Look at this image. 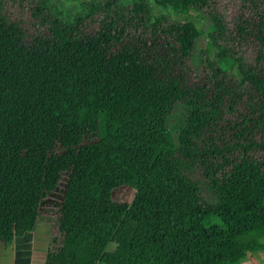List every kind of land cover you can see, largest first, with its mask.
<instances>
[{
  "label": "trees",
  "instance_id": "obj_1",
  "mask_svg": "<svg viewBox=\"0 0 264 264\" xmlns=\"http://www.w3.org/2000/svg\"><path fill=\"white\" fill-rule=\"evenodd\" d=\"M69 1L66 13L40 2L46 33L31 37L0 0V250L35 231L65 174L44 264L264 257V0ZM192 10H212L207 40L226 68L197 56ZM169 14L159 32L214 94L167 76L129 37L132 22ZM119 187L131 203L112 199Z\"/></svg>",
  "mask_w": 264,
  "mask_h": 264
},
{
  "label": "rangeland",
  "instance_id": "obj_2",
  "mask_svg": "<svg viewBox=\"0 0 264 264\" xmlns=\"http://www.w3.org/2000/svg\"><path fill=\"white\" fill-rule=\"evenodd\" d=\"M43 1L44 0H24L22 2L21 0H8V3L5 4L6 6L4 9V13L10 18L20 21L22 28L27 32V34H29V36L35 37L36 33L45 34L46 25L41 24L39 16L36 18L33 17V13L39 15L37 12V7L38 4ZM78 1L84 2L89 0ZM105 1L106 0H100V2L103 3ZM52 3L56 6V13L58 10L62 13H66L68 10H71L73 6V3H71L69 0H52ZM219 6H223V3ZM77 10L79 9L77 8ZM211 11H209L208 13L200 14L197 11L192 10L189 12H185L183 16L195 19L201 31V36L197 40L196 46L198 53L197 56L204 58L212 66H218L224 69L226 68L227 62H222L218 58L220 50L209 44V41L207 40L206 31L208 30L209 14L211 13ZM43 12L45 13L46 11ZM159 12L160 9L156 8L155 13L158 14ZM107 14L109 18L111 16L113 17L112 11H109ZM131 15L133 16L134 13H131ZM169 15H171L172 17L166 16L167 19L162 20V24H158L156 26H152L148 22L146 27H144L141 23H139V26L135 29V26L137 25L132 22L131 25L134 27L129 32V37L133 39L134 42L140 41L141 43H143V45H141L140 47L142 48L145 58L149 62H153L154 64L159 66L160 71L165 73L167 76H176L182 78L184 79L186 85L190 87H195L196 85L201 87H210L212 94H214L215 87L210 84L209 76H207V74H203L199 70H196L194 62H191V64L187 61L181 63L182 61L180 57L176 53H173L172 49L175 45L170 39V36L168 34H162L159 32L161 27L167 26L169 20L171 18L173 19V14ZM139 16H137L136 19H138ZM94 18L97 17L94 16ZM99 18L100 20L102 19L101 17ZM88 23L89 26L95 28H97V26L99 25V22L93 23L90 20H88ZM133 29L135 30L133 31ZM235 92V90L232 91V95H234ZM235 95L239 96L238 92ZM224 100L227 105L231 106L233 104V99L231 97L227 96L226 98H224ZM241 107L242 102H239L237 103L236 107L232 108L241 109ZM179 116L180 112H177V115L174 116V119L172 118L169 123L170 127H173V124L178 121ZM228 116L230 119H233L231 118L232 113ZM222 117H226V114H224V112L222 113ZM66 183L67 176L64 174L61 177L58 189L51 195L52 200H48L47 202H45V207L42 206L41 208V213L39 215L40 220L32 236L34 239L33 243H36V245H38L37 241L43 240V245L39 247L40 253L34 254V259L36 260V262H32V264H44V254L47 249L46 243L49 246V244L52 242V239L56 236V226L59 215L58 213L60 210V203L62 200V191ZM134 195L135 191L133 189L119 187L118 189L112 192V199L119 202L131 203L134 198ZM42 212H45V214H43ZM111 248H113L112 244L108 246L109 250ZM19 251L20 248L16 249L14 248V245H2L0 250V258L4 260L5 264H14V260L18 255ZM22 251L33 252L32 245H30L29 249L27 247H24ZM32 257L33 255H31L30 260ZM254 264H264V257L258 256V260L254 261Z\"/></svg>",
  "mask_w": 264,
  "mask_h": 264
},
{
  "label": "crops",
  "instance_id": "obj_3",
  "mask_svg": "<svg viewBox=\"0 0 264 264\" xmlns=\"http://www.w3.org/2000/svg\"><path fill=\"white\" fill-rule=\"evenodd\" d=\"M48 200H52V196L51 195L48 197V199L46 200V202ZM44 205H45V203H44ZM44 205H43V207H45ZM42 213L45 214V212H42ZM39 220H40V217L38 219V222H39ZM32 234L33 233L28 234V235H26L23 238L17 239L13 244H11V246L14 245V248H16V249L17 248H20V251H19L18 255L16 256V258L14 260V264H32V262H36V260L34 259V254L35 253L36 254L40 253L39 252V247L43 245L42 244L43 240L42 241L41 240L37 241V244L38 245H36V243H33L34 239H33ZM30 245H32L33 252H30V251L29 252L22 251L24 247H27L29 249L30 248ZM46 247H47V249H46V252H47L48 251V248H49V246L47 245V243H46ZM31 255H33V257L30 260ZM44 257H46V254H44ZM0 264H5L4 260H2L1 258H0Z\"/></svg>",
  "mask_w": 264,
  "mask_h": 264
}]
</instances>
